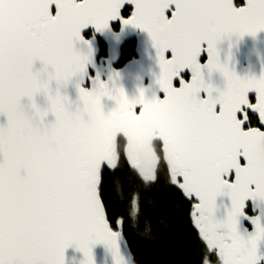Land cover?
I'll return each instance as SVG.
<instances>
[{
	"label": "snow or ice",
	"instance_id": "1",
	"mask_svg": "<svg viewBox=\"0 0 264 264\" xmlns=\"http://www.w3.org/2000/svg\"><path fill=\"white\" fill-rule=\"evenodd\" d=\"M126 5L130 18L122 15ZM114 21L151 37L163 99L141 92L130 101L98 77L82 86L91 52L76 42L87 44L89 26L99 32ZM262 30L264 0L244 7L233 0H0V264H65L73 245L82 264H94L91 248L101 242L114 264H126L121 231L110 226L101 199L118 135L143 181L157 182L158 165L166 166L169 187L194 202L195 228L218 264H264V74L237 76L216 47ZM205 69L223 74L224 90L206 82ZM73 77L80 79L75 110L60 91ZM103 97L117 104L108 115Z\"/></svg>",
	"mask_w": 264,
	"mask_h": 264
},
{
	"label": "water",
	"instance_id": "2",
	"mask_svg": "<svg viewBox=\"0 0 264 264\" xmlns=\"http://www.w3.org/2000/svg\"><path fill=\"white\" fill-rule=\"evenodd\" d=\"M234 1L235 0H233V2ZM241 1L243 2L241 7L246 6L247 0ZM127 7L131 8L130 5H126V8ZM168 14L171 16L170 12ZM128 18H130V16ZM117 23L119 24V29L114 32L111 26ZM90 31L93 32V36L85 38L87 44L76 42L75 45L76 49L82 53H88L89 50L91 52L90 62L87 66L89 78L82 86L90 88L93 81L98 77L100 81L108 84L110 88L123 89L124 94L130 101L137 99L141 92H143L146 100H151L155 96H159L161 99L164 98V93L160 91L157 83L160 74L158 56L151 37L146 31L132 25H123L120 21L111 22L108 28L99 32L96 31L94 27L89 26L84 30V35ZM96 38H99L106 48V57L103 59H100V51ZM130 41H135L134 56L122 67L118 69L115 68L114 65L119 59L122 46ZM204 47H206V44ZM216 47L221 63H226L229 70L234 72L237 76L241 78H259L264 74V30L258 32L255 36L245 34L242 37L236 35L225 37L217 43ZM166 56L169 58L171 57L170 50L166 53ZM203 57H205V60L201 63H207L208 57L206 52L202 53L201 59ZM41 67V62L37 61L34 65V71ZM187 75V79L190 80L191 74L188 73ZM204 76L206 82L211 85L214 90L222 91L227 85L225 77L218 71L209 73L207 69H205ZM78 83H80L79 77H73L67 85L60 88L61 94L67 96L71 102L73 110H75L77 106H80L77 89ZM52 86L55 88L54 82ZM214 94L216 93L214 92ZM201 95L204 96L205 94L202 93ZM249 95L250 97L255 96V93H249ZM22 103L28 104L29 101L25 98ZM36 103L43 108L46 106V98L43 96H37ZM102 106L104 113L108 115L117 107V104L114 99L103 97ZM140 110L139 107L135 109L137 115ZM217 111H219V106H217ZM47 119L48 121H52L54 120V117L49 114ZM3 123H6V117L0 116V124ZM119 141L123 143L122 154L128 166L133 169L143 181V177L140 176L139 171L134 169L131 162L128 160L126 138L122 135H118L117 149ZM159 145L161 146L162 152V144ZM118 160L119 157L116 161V165ZM243 162L242 159V163ZM113 169L114 168L106 167L104 170L110 171ZM143 182L146 184L150 183L147 181ZM193 207L194 202L192 204V210ZM255 214L256 213H254V215ZM245 225L251 230V225L248 224L247 221H245ZM113 230L121 231L119 229ZM118 245L120 255L126 261V264H134L132 254L122 231L118 237ZM91 252L94 264H114L112 251L104 243L101 242L94 244L91 248ZM84 259L85 257L83 253L75 245L65 250V264H82Z\"/></svg>",
	"mask_w": 264,
	"mask_h": 264
},
{
	"label": "trees",
	"instance_id": "3",
	"mask_svg": "<svg viewBox=\"0 0 264 264\" xmlns=\"http://www.w3.org/2000/svg\"><path fill=\"white\" fill-rule=\"evenodd\" d=\"M133 45L125 43L116 68L134 56ZM100 57H105L101 50ZM118 142V163L101 174V199L106 217L127 242L134 264H203L206 244L192 224V202L169 187L167 175L158 166V181L144 183L131 169ZM158 152V146H157ZM135 211V215L133 212ZM146 225L149 233L143 235Z\"/></svg>",
	"mask_w": 264,
	"mask_h": 264
},
{
	"label": "flooded vegetation",
	"instance_id": "4",
	"mask_svg": "<svg viewBox=\"0 0 264 264\" xmlns=\"http://www.w3.org/2000/svg\"><path fill=\"white\" fill-rule=\"evenodd\" d=\"M234 3L236 4V6H238V7H241L242 5H243V2L241 1V0H235L234 1ZM127 10L126 11H122V15L124 16V18H128L129 16H130V14H131V11H132V9L131 8H126ZM169 15V14H168ZM170 16V15H169ZM111 28H112V30L114 31V32H116V31H118V29H119V24L117 23V24H114V25H112L111 26ZM93 36V32L92 31H90V32H88L87 34H85V38H90V37H92ZM96 40H97V45H98V48H99V51L101 52V50H104L105 51V57H106V48H105V46H104V44L101 42V40L99 39V38H96ZM128 43H131L133 46V54H134V47H135V41H130V42H127V44ZM105 57H100V59H103V58H105ZM99 59V60H100ZM204 60H205V57H203L202 59H201V62H204ZM117 63V62H116ZM116 65V64H115ZM115 65H114V67H115ZM116 68V67H115ZM118 69V68H117ZM175 84H176V86H178V82H174ZM250 98H254V96H251ZM158 146V155H161L162 156V152H161V146L158 144L157 145ZM163 163V162H162ZM159 166V165H158ZM163 171L165 172V175H167L168 176V173H167V171H166V166L163 168ZM192 204H193V202H192ZM248 213H249V215H254V213H253V211L251 210V209H249L248 210Z\"/></svg>",
	"mask_w": 264,
	"mask_h": 264
},
{
	"label": "rangeland",
	"instance_id": "5",
	"mask_svg": "<svg viewBox=\"0 0 264 264\" xmlns=\"http://www.w3.org/2000/svg\"><path fill=\"white\" fill-rule=\"evenodd\" d=\"M192 219V218H191ZM192 221V224H193V227L195 228V225H194V221L193 219L191 220ZM120 222H117V228L119 229L120 227ZM196 229V228H195ZM198 234H199V230L196 229ZM201 238V237H200ZM202 239V238H201ZM206 251H207V254L205 255L204 259H203V264H218L219 262V257L217 254L213 253L211 250H208L207 249V246H206Z\"/></svg>",
	"mask_w": 264,
	"mask_h": 264
}]
</instances>
